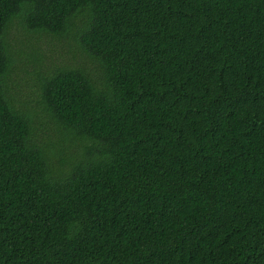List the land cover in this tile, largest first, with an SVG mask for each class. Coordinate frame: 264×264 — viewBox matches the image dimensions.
I'll return each mask as SVG.
<instances>
[{
	"label": "trees",
	"instance_id": "trees-1",
	"mask_svg": "<svg viewBox=\"0 0 264 264\" xmlns=\"http://www.w3.org/2000/svg\"><path fill=\"white\" fill-rule=\"evenodd\" d=\"M0 264H264V0H0Z\"/></svg>",
	"mask_w": 264,
	"mask_h": 264
},
{
	"label": "rangeland",
	"instance_id": "rangeland-1",
	"mask_svg": "<svg viewBox=\"0 0 264 264\" xmlns=\"http://www.w3.org/2000/svg\"><path fill=\"white\" fill-rule=\"evenodd\" d=\"M21 39L25 40V39H26V37H22Z\"/></svg>",
	"mask_w": 264,
	"mask_h": 264
}]
</instances>
